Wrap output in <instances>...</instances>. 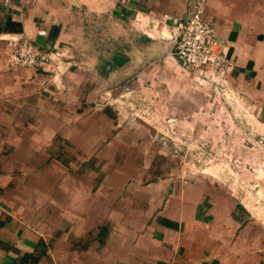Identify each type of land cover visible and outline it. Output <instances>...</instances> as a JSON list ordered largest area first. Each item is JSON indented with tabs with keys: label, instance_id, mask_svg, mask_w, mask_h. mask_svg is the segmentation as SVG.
Masks as SVG:
<instances>
[{
	"label": "crops",
	"instance_id": "obj_1",
	"mask_svg": "<svg viewBox=\"0 0 264 264\" xmlns=\"http://www.w3.org/2000/svg\"><path fill=\"white\" fill-rule=\"evenodd\" d=\"M191 1L0 0V264H264L263 147L250 131L264 132V0L206 6L246 116L180 65L169 26L134 19L184 17ZM22 37L57 45L76 64L55 79L40 67L9 68ZM127 88L149 119L117 122L116 106L103 103ZM166 118L220 154L217 164L188 167L171 140L157 138ZM58 138L74 142L70 154L46 155L86 175L81 229L45 230L11 206L17 181L36 170L28 155L43 157Z\"/></svg>",
	"mask_w": 264,
	"mask_h": 264
},
{
	"label": "built area",
	"instance_id": "obj_2",
	"mask_svg": "<svg viewBox=\"0 0 264 264\" xmlns=\"http://www.w3.org/2000/svg\"><path fill=\"white\" fill-rule=\"evenodd\" d=\"M207 2L208 0H192L184 17L163 13L159 18H154L151 15L135 13L134 19L144 28L148 22L153 25L161 23L162 27L169 26L170 38L173 41L171 53L180 65L192 72L194 80L199 85L211 88L232 108L246 116V104L242 95L232 89L229 83L233 60L229 55L228 47L212 38V24L206 17ZM147 29L144 31L148 33ZM63 56L65 54L62 48L57 45H47L44 49H40L33 41L22 37L15 40L6 62L9 68L16 66L40 67L51 72L55 79L62 75V67L65 64L69 63V66L76 64L72 60H64ZM104 94L106 97L103 103L116 106L117 122L119 119L124 121L150 118L149 107L136 102V93L130 88L121 91L116 99L112 97L110 90ZM164 123L166 130L160 131L157 138L165 144L171 140L176 146V150L182 151L183 162L188 167L192 169L196 167L199 171L208 172V169L217 164L221 155L206 149L193 139L181 137L176 130L178 124L176 119L166 118ZM250 131L259 135L258 142L263 147L261 165H264V132H258L254 128H251Z\"/></svg>",
	"mask_w": 264,
	"mask_h": 264
},
{
	"label": "rangeland",
	"instance_id": "obj_3",
	"mask_svg": "<svg viewBox=\"0 0 264 264\" xmlns=\"http://www.w3.org/2000/svg\"><path fill=\"white\" fill-rule=\"evenodd\" d=\"M82 119H78V122L73 125L79 131L84 128ZM66 131L63 133L66 134ZM71 143L58 138L50 144L48 142L46 150L43 149V157L38 153L28 155V159L33 160L31 166L36 170L25 173L24 177L16 183L12 209L32 222L40 221L45 230L70 226H75L73 228L76 229L83 227L78 212L83 206L82 180L86 176L85 173L77 170V164L74 167L63 166L61 162L52 161L46 155L47 152L51 153L52 150L58 149L63 155L59 156V160L66 159L67 155L64 153L66 151L70 153L74 145V142L72 145ZM69 211L77 213L76 215L67 214ZM67 215L71 217L70 220H67Z\"/></svg>",
	"mask_w": 264,
	"mask_h": 264
},
{
	"label": "trees",
	"instance_id": "obj_4",
	"mask_svg": "<svg viewBox=\"0 0 264 264\" xmlns=\"http://www.w3.org/2000/svg\"><path fill=\"white\" fill-rule=\"evenodd\" d=\"M115 116H116V113H115ZM54 154L58 155V156H63L62 155V152H60L58 149L56 150H52ZM61 153V155H60ZM64 154H68V151H66V153ZM70 154V153H69ZM68 156V155H67ZM81 166V165H80ZM79 171V170H78ZM81 171V170H80ZM42 254L41 250L40 249H36V255H34L36 258H38L40 255Z\"/></svg>",
	"mask_w": 264,
	"mask_h": 264
},
{
	"label": "water",
	"instance_id": "obj_5",
	"mask_svg": "<svg viewBox=\"0 0 264 264\" xmlns=\"http://www.w3.org/2000/svg\"><path fill=\"white\" fill-rule=\"evenodd\" d=\"M173 42V41H172Z\"/></svg>",
	"mask_w": 264,
	"mask_h": 264
}]
</instances>
